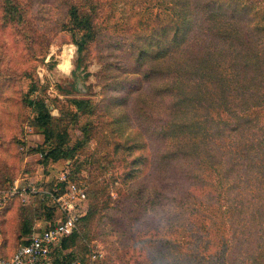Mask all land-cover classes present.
<instances>
[{
  "label": "rangeland",
  "instance_id": "rangeland-1",
  "mask_svg": "<svg viewBox=\"0 0 264 264\" xmlns=\"http://www.w3.org/2000/svg\"><path fill=\"white\" fill-rule=\"evenodd\" d=\"M162 1L105 0L97 19L106 35L80 52V36L64 26L66 0H0V229L13 248L24 237L18 236L26 219L32 232L45 227L46 205L54 203L46 192L66 173L85 185L96 209L76 232L78 257L97 249L103 256L95 264H172L184 258L168 243L178 238L192 261L183 264H221L218 245L205 253L203 233L186 227V220L203 227L199 216L184 215V230L164 226L175 213L180 216L176 199L184 197L187 182L177 187L175 174H158L160 156L175 148L172 133L163 137L160 129L184 116L174 107L176 91L162 86L185 68L188 57L145 61L131 47L167 17L163 7L174 0ZM11 7L17 10L10 16ZM151 64L163 75L146 77ZM188 74L178 81L186 82ZM25 93L51 113L49 141L48 125L23 101ZM75 99L87 100L85 107L78 108ZM64 133V148L74 153L55 161L44 157Z\"/></svg>",
  "mask_w": 264,
  "mask_h": 264
},
{
  "label": "trees",
  "instance_id": "trees-1",
  "mask_svg": "<svg viewBox=\"0 0 264 264\" xmlns=\"http://www.w3.org/2000/svg\"><path fill=\"white\" fill-rule=\"evenodd\" d=\"M104 1L66 0L64 26L80 36L77 40L80 52L100 35H106L97 19L98 7ZM163 8L168 11L167 17L150 29L146 39H139L131 47L145 61L186 53L184 57H188L185 68L162 86L176 91L174 107L184 116L168 121L167 129H160L163 137L172 133L169 137L175 138L172 140L175 148L165 149L160 156L158 174H175L177 187L187 182L184 197L175 198L180 216L175 213L164 226L174 232L184 230L181 218L190 213L197 215L203 220V227L188 220L186 227L203 233L201 243L205 253L216 243L221 264H233L237 259L245 264H264V3L174 0V4ZM16 10L17 7L8 8L10 16ZM151 67L145 68L146 77L163 75L164 71L156 64ZM184 71L189 73L188 79L178 81ZM23 101L34 105L40 124L48 125L45 135L49 141L51 113L40 99L30 98L29 93L24 94ZM74 102L78 108H84L87 100ZM64 135L49 151L43 149L44 157L55 161L74 153L75 149L64 148L68 139L67 133ZM97 192L103 198V188ZM51 203L46 205L47 227L64 217L56 203ZM94 212L91 203L83 221ZM32 230L26 219L18 236L24 237L13 248L0 229L8 253L27 243ZM229 232L231 237L227 235ZM76 236L75 232L66 237L53 251L58 264H70L80 258L75 251ZM172 239L168 240L171 251L184 257L174 259L172 264L190 261L188 248L183 245L186 242Z\"/></svg>",
  "mask_w": 264,
  "mask_h": 264
},
{
  "label": "built area",
  "instance_id": "built-area-1",
  "mask_svg": "<svg viewBox=\"0 0 264 264\" xmlns=\"http://www.w3.org/2000/svg\"><path fill=\"white\" fill-rule=\"evenodd\" d=\"M58 180L46 192V197L56 203L63 219L53 226L47 227L46 223L45 227L33 231L28 242L18 246L12 253H8L0 233V264H53L58 259L53 256V251L66 237L78 231L91 207L87 188L83 184L70 181L66 173ZM101 256L100 250L91 249L87 259L80 257L70 264H93Z\"/></svg>",
  "mask_w": 264,
  "mask_h": 264
},
{
  "label": "crops",
  "instance_id": "crops-1",
  "mask_svg": "<svg viewBox=\"0 0 264 264\" xmlns=\"http://www.w3.org/2000/svg\"><path fill=\"white\" fill-rule=\"evenodd\" d=\"M92 250H94V249H92ZM89 253H90V252H89ZM102 256H103V254H102ZM102 256H101V257H102ZM87 257H88V256H87ZM101 257H100V258H101ZM100 258H98V259H100ZM98 259H97V260H98ZM97 260H95V261L93 262V264H95Z\"/></svg>",
  "mask_w": 264,
  "mask_h": 264
},
{
  "label": "bare ground",
  "instance_id": "bare-ground-1",
  "mask_svg": "<svg viewBox=\"0 0 264 264\" xmlns=\"http://www.w3.org/2000/svg\"><path fill=\"white\" fill-rule=\"evenodd\" d=\"M71 48V47H70ZM67 56H69V55H67ZM63 65H64V63H63Z\"/></svg>",
  "mask_w": 264,
  "mask_h": 264
}]
</instances>
